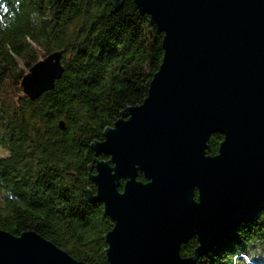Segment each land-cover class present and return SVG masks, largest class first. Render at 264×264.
<instances>
[{
	"label": "water",
	"instance_id": "1",
	"mask_svg": "<svg viewBox=\"0 0 264 264\" xmlns=\"http://www.w3.org/2000/svg\"><path fill=\"white\" fill-rule=\"evenodd\" d=\"M133 1L164 34V56L144 102L91 146L109 159L96 160L87 194L114 223L108 264H196L264 211V0ZM62 59L55 51L38 61L25 95L53 90ZM215 133L224 140L207 155ZM0 264L90 263L37 232L0 230Z\"/></svg>",
	"mask_w": 264,
	"mask_h": 264
},
{
	"label": "trees",
	"instance_id": "2",
	"mask_svg": "<svg viewBox=\"0 0 264 264\" xmlns=\"http://www.w3.org/2000/svg\"><path fill=\"white\" fill-rule=\"evenodd\" d=\"M163 38L133 0L118 8L112 0H0V146L7 151L0 158V230L34 231L78 260L108 264L105 238L114 223L87 191L96 193V160L109 157L91 146L144 102ZM55 51H63V76L33 101L23 77ZM223 140L213 134L207 155ZM138 179L145 181L142 173ZM197 246L194 237L181 255ZM196 264H264V211Z\"/></svg>",
	"mask_w": 264,
	"mask_h": 264
},
{
	"label": "rangeland",
	"instance_id": "3",
	"mask_svg": "<svg viewBox=\"0 0 264 264\" xmlns=\"http://www.w3.org/2000/svg\"><path fill=\"white\" fill-rule=\"evenodd\" d=\"M6 155L7 151L0 146V158L5 157Z\"/></svg>",
	"mask_w": 264,
	"mask_h": 264
}]
</instances>
